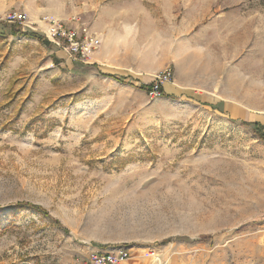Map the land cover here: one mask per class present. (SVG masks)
Here are the masks:
<instances>
[{
	"label": "rangeland",
	"instance_id": "374dc122",
	"mask_svg": "<svg viewBox=\"0 0 264 264\" xmlns=\"http://www.w3.org/2000/svg\"><path fill=\"white\" fill-rule=\"evenodd\" d=\"M49 20L96 41L87 62ZM167 68L151 97L140 85ZM253 122L264 0H0V264H97L121 246L147 264H264Z\"/></svg>",
	"mask_w": 264,
	"mask_h": 264
},
{
	"label": "built area",
	"instance_id": "2783aa9c",
	"mask_svg": "<svg viewBox=\"0 0 264 264\" xmlns=\"http://www.w3.org/2000/svg\"><path fill=\"white\" fill-rule=\"evenodd\" d=\"M13 21H19L20 22H25L26 19L18 16V15H14L12 16ZM25 19V20H24ZM48 19V18H45ZM50 26V30H51V34L50 35L48 32L46 34V36H48V38H50L57 46H59L60 48H64L66 49L71 56H73L74 58L78 57V59L82 60V61H86V56L87 53L91 52L92 49L95 47V40H91V42L89 44H87L83 39H78V37H76V34L74 32L71 31H67L65 30L61 24L53 22V20H49V23H51ZM27 24V23H26ZM84 31H86L84 29ZM64 39V43H61L60 40ZM173 77V71L171 68H167L164 71H162L160 74H158L155 78V80L152 82V90L148 92V94L151 97H157L162 94V88L163 85L168 82L171 81ZM132 256V252L131 249L121 246V247H116L113 248L112 250H109L108 252L105 253H99L98 255H96L94 257L95 263L97 264H120L126 260H128L130 257Z\"/></svg>",
	"mask_w": 264,
	"mask_h": 264
},
{
	"label": "trees",
	"instance_id": "16d2710c",
	"mask_svg": "<svg viewBox=\"0 0 264 264\" xmlns=\"http://www.w3.org/2000/svg\"><path fill=\"white\" fill-rule=\"evenodd\" d=\"M3 27H6L10 30V33L12 34H23V35H26V36H29V37H34V38H37L39 40H41L45 45H52L51 41L46 38L43 34H40V33H37V32H34V31H21L20 29H18V25L16 23H13V24H10V26H8L7 24L3 25ZM106 76H110L112 78H115L119 81H123L125 82L127 78H124V77H121V76H117V75H113V74H105ZM153 84L150 83V84H142L140 85V87L142 89H144L145 91L149 92L152 90ZM164 87L162 88V94L165 95V91H164ZM253 126H254V129L257 133V135L259 136V138L263 139L264 140V125L260 122H253ZM28 204L27 202H24V203H20L18 204L19 207H22L24 205ZM30 205V204H28ZM32 205V204H31ZM34 207H37V209H39V211L43 212V213H46V210L44 208H42L41 206L39 205H35Z\"/></svg>",
	"mask_w": 264,
	"mask_h": 264
},
{
	"label": "crops",
	"instance_id": "0c3cea01",
	"mask_svg": "<svg viewBox=\"0 0 264 264\" xmlns=\"http://www.w3.org/2000/svg\"><path fill=\"white\" fill-rule=\"evenodd\" d=\"M85 62H87V61H85ZM168 86H169V84H166V83L163 85L165 90L168 88ZM151 263H152V261H151ZM124 264H147V263H146V260H142L141 257H139V255H137V256L127 260Z\"/></svg>",
	"mask_w": 264,
	"mask_h": 264
},
{
	"label": "bare ground",
	"instance_id": "6f19581e",
	"mask_svg": "<svg viewBox=\"0 0 264 264\" xmlns=\"http://www.w3.org/2000/svg\"><path fill=\"white\" fill-rule=\"evenodd\" d=\"M151 261H152V264H163V259L160 256L153 257V259H151Z\"/></svg>",
	"mask_w": 264,
	"mask_h": 264
}]
</instances>
